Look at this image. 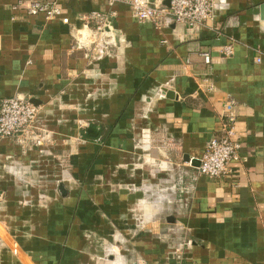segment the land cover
<instances>
[{
    "label": "crops",
    "instance_id": "crops-1",
    "mask_svg": "<svg viewBox=\"0 0 264 264\" xmlns=\"http://www.w3.org/2000/svg\"><path fill=\"white\" fill-rule=\"evenodd\" d=\"M28 1L0 0V99L39 105L54 147L0 140V264H264V0H212L196 29L128 0H56L67 23ZM92 11L114 12L105 47L74 38ZM231 112L239 159L199 174Z\"/></svg>",
    "mask_w": 264,
    "mask_h": 264
},
{
    "label": "built area",
    "instance_id": "built-area-1",
    "mask_svg": "<svg viewBox=\"0 0 264 264\" xmlns=\"http://www.w3.org/2000/svg\"><path fill=\"white\" fill-rule=\"evenodd\" d=\"M112 4V2H109ZM132 15L139 21H150L156 28H160L166 18L186 25L190 29L204 26L213 19L216 4L212 0H169V5L156 6L148 0H128ZM20 7V5H18ZM13 8H16L13 7ZM27 14L36 16L42 14L46 20L59 18L63 23L68 17L62 16L61 9L56 0L41 1L30 0L24 6ZM114 12L102 13L92 11L88 19L93 22V34L82 30L75 33V40H83L82 44L93 49L105 47L98 40L106 28H110L109 19ZM81 41L78 42L81 44ZM225 57L233 54L231 44L222 48ZM205 63H210L209 52H203ZM260 59L257 58V61ZM231 104L234 101L231 100ZM41 108L27 97L12 96L0 99V140L11 139L19 146L54 147V141L49 134L35 126ZM236 117L231 112L221 121L220 129L205 143L204 151L196 158V169L199 174L212 178L228 177L231 173V162L239 159L241 144L236 137ZM193 160H189L191 164Z\"/></svg>",
    "mask_w": 264,
    "mask_h": 264
},
{
    "label": "water",
    "instance_id": "water-1",
    "mask_svg": "<svg viewBox=\"0 0 264 264\" xmlns=\"http://www.w3.org/2000/svg\"><path fill=\"white\" fill-rule=\"evenodd\" d=\"M164 4H165L166 6H168V5H169V0H165V1H164ZM153 5H155V4H153ZM262 8H264V5L262 6Z\"/></svg>",
    "mask_w": 264,
    "mask_h": 264
}]
</instances>
